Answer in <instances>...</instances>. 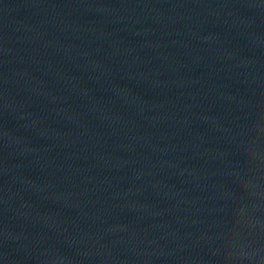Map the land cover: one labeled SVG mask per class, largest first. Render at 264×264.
Returning <instances> with one entry per match:
<instances>
[{"label":"water","instance_id":"water-1","mask_svg":"<svg viewBox=\"0 0 264 264\" xmlns=\"http://www.w3.org/2000/svg\"><path fill=\"white\" fill-rule=\"evenodd\" d=\"M0 264H264V0H0Z\"/></svg>","mask_w":264,"mask_h":264}]
</instances>
